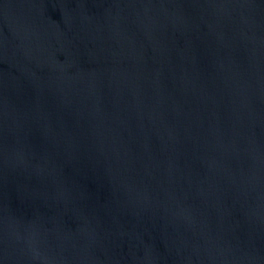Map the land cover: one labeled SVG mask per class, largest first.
Instances as JSON below:
<instances>
[{
	"label": "water",
	"instance_id": "95a60500",
	"mask_svg": "<svg viewBox=\"0 0 264 264\" xmlns=\"http://www.w3.org/2000/svg\"><path fill=\"white\" fill-rule=\"evenodd\" d=\"M0 264H264V0H0Z\"/></svg>",
	"mask_w": 264,
	"mask_h": 264
}]
</instances>
